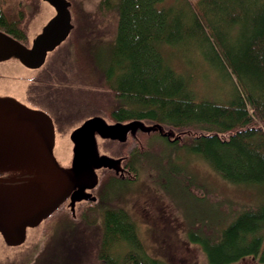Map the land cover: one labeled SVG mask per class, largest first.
Returning <instances> with one entry per match:
<instances>
[{
    "label": "trees",
    "instance_id": "16d2710c",
    "mask_svg": "<svg viewBox=\"0 0 264 264\" xmlns=\"http://www.w3.org/2000/svg\"><path fill=\"white\" fill-rule=\"evenodd\" d=\"M100 7L116 12L115 38L107 49L93 51L85 43L92 30L71 33L72 47L77 46L74 73L70 80L71 68L66 70L62 98L88 104L111 121L142 119L192 131L176 140L141 131L142 155L123 146L127 154L151 160L163 189L170 185L165 176L179 183L177 178L188 180L193 172L186 175L176 164L182 149L230 182L264 185V0H102ZM23 12L0 8V27L21 41L28 38ZM167 48L183 58L184 69L173 66ZM203 79L213 83L205 93L197 87ZM155 133L170 149L153 153ZM138 162L130 161L135 172ZM123 183L112 174L99 187L98 258L102 264H168L148 252L131 212L111 204ZM188 236L201 245L209 264L248 257L264 264V200L241 209L219 229Z\"/></svg>",
    "mask_w": 264,
    "mask_h": 264
},
{
    "label": "rangeland",
    "instance_id": "374dc122",
    "mask_svg": "<svg viewBox=\"0 0 264 264\" xmlns=\"http://www.w3.org/2000/svg\"><path fill=\"white\" fill-rule=\"evenodd\" d=\"M70 1L75 25L73 34L79 36L80 30H92V33H87L88 36L91 34V39L85 41L86 48L90 47L93 51L98 50L96 48L107 49L116 35L114 9L108 7L103 10L100 7L102 0ZM20 2L24 0H0V8L16 11L21 6ZM30 7L37 11L36 20L40 18L42 24L54 13V9L42 0H32ZM30 11L27 13L30 14ZM38 25L32 26V33L37 30ZM71 38L68 37L50 53L48 61L40 69L0 70L3 75L16 74L5 86L0 84L1 89L10 90L30 106L43 109L52 117L56 132L55 153L60 159L64 157L65 151L67 155L72 148L70 131L86 118L97 114L95 108L88 104L68 102L62 98L66 94L64 87L74 73L73 49L77 46L73 42L72 47ZM166 55L170 57L173 66L180 70L185 68L183 58L173 53L172 49L167 48ZM69 68L72 74L67 79L66 70ZM211 77L215 82V76L212 74ZM199 80L197 87L202 93L211 90L212 82ZM152 137L155 140L153 153L162 151L165 147L170 149L158 133ZM120 143L118 140L98 137L100 151L114 157L127 153V147L123 150L126 144ZM179 154L180 160H176V164L181 171L186 175L193 171L188 180L181 175L180 179L177 178L179 183H175L174 178L165 176L170 185L163 189L155 178V172L149 163L151 160L144 156L141 162L135 163L137 179L123 183L124 187L117 190L111 204H118L131 212L138 223L145 247L152 256L163 259L168 264H209L201 245L190 241L188 234L200 229H219L229 223L241 209L258 206L264 200V185L230 182L202 157L184 149ZM111 170H99L101 183L114 174ZM99 185L100 182L92 189L98 201ZM98 201L76 203L75 217L69 209H65L58 216L59 224L52 228L48 222L37 242L35 238L32 240L34 230L31 229L23 244L12 247L4 242L0 234V264H102L98 258L103 229ZM232 264L260 263L248 257Z\"/></svg>",
    "mask_w": 264,
    "mask_h": 264
},
{
    "label": "water",
    "instance_id": "95a60500",
    "mask_svg": "<svg viewBox=\"0 0 264 264\" xmlns=\"http://www.w3.org/2000/svg\"><path fill=\"white\" fill-rule=\"evenodd\" d=\"M42 1L51 6L54 13L29 34V44L0 30L1 66L14 67L17 70L39 69L45 65L50 53L70 36L74 28L72 2ZM138 130L147 133L157 131L170 140L183 139L184 135L192 132L167 129L159 122L149 123L142 119L108 122L105 116L95 114L71 130L69 139L72 148L67 155L64 154V161H58L55 155L56 132L52 117L43 109L30 106L14 94H0V172L21 173L30 167L35 170L40 168L55 174L50 180L54 188H48L47 197L58 189L57 201L51 202L47 199L41 205L34 199L27 202L24 184H1L0 234L4 242L11 247L23 244L27 238L28 227L38 225L68 197V206L74 217L76 203L85 200L97 201L98 197L93 194L92 189L100 182L99 170L113 169L116 174L125 176V167L122 165L124 157L102 153L98 137L125 142L129 132L135 135ZM34 214L35 217L29 221Z\"/></svg>",
    "mask_w": 264,
    "mask_h": 264
},
{
    "label": "flooded vegetation",
    "instance_id": "af4514ba",
    "mask_svg": "<svg viewBox=\"0 0 264 264\" xmlns=\"http://www.w3.org/2000/svg\"><path fill=\"white\" fill-rule=\"evenodd\" d=\"M31 1L32 0H29V1L24 0V2H20L21 6H23V7H21L20 5L18 7V9L20 11L21 10L24 11L23 15H20V17H22V19H23V27L25 28V31H23V32L28 37L25 41H22L25 44H29V34L32 32V26L40 24V22H41L40 18L37 19L38 22L36 20L37 11L32 10V8L30 7ZM29 10H31L30 14L27 13ZM11 11H13V10H11ZM5 15H6L8 21H10V22L16 21L17 22V20L13 14H5ZM36 22H37V24H36ZM18 28H19V26H18ZM0 30L7 32L8 34L14 36L12 34V32H9L5 28L0 27ZM14 37H16V36H14ZM4 63L6 64V62H4ZM3 68H14V67H6V66L0 65V70ZM14 75H16V74H13V73L8 74V75L0 74V84H4V86H5L9 80H12L14 78ZM8 93L16 95L15 93H12L10 90H5V89L0 88V94H8ZM141 134H142V132L140 130H138L135 135H133L131 132H129L127 141L125 143H123V144H126L124 147H127V149H134L135 148L136 152L139 153L140 155H142V152L145 149V145L143 143L144 141L142 140ZM67 148H68V146H67ZM66 152L67 151H65V153ZM65 153H63V154H65ZM55 155H56L58 161H64V159H63L64 157L62 159H60L56 153H55ZM120 156L124 157L122 161H123V164L125 167V176L122 177L119 174H116L113 170H111V171H113L115 176L121 178V180H123L124 182L136 180L138 174H137V172L134 171V167L132 166V164H130V161H142V159H141L142 157L136 158L132 154L129 155L127 153H121ZM70 161H71V159H70ZM54 175H52L51 172L47 173L40 168H37L35 170V168L33 169L31 167L27 168L24 172H21V173L20 172L19 173L10 172L9 174H5L3 172H0V185L1 184L2 185L10 184V185H14V186L15 185L20 186L21 184H24V186L26 188L25 190H26L27 202H31L32 199H34L35 201H38L41 205H43L42 203H46L47 199L51 200V202H52V200L57 201V198H58V195H57L58 189L57 188L55 189V192L51 193V195H49L47 197L48 188L52 189V187H53V185L50 183V180L53 179ZM56 186H57V184H56ZM69 201H70V198L68 197L66 200H63L48 217L44 218L42 220V222H40L38 225L28 227V231H29V229L34 230L33 233L31 234V237H33L32 240L36 239V242H37L38 240L41 239L40 235L43 234L42 230H44V228L48 222L50 223L52 228H54V226L59 224L58 220L60 217H58V216L62 212H64L65 209H70V207L68 206ZM34 217H35V214L29 218V221H30V219L32 220V218H34ZM49 219H50V221H49ZM28 231H27V238H28Z\"/></svg>",
    "mask_w": 264,
    "mask_h": 264
}]
</instances>
